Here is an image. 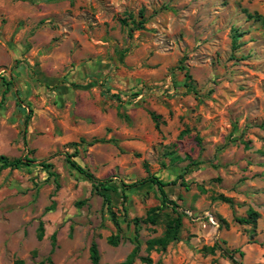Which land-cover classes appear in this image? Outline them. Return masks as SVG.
Listing matches in <instances>:
<instances>
[{"label": "rangeland", "instance_id": "rangeland-1", "mask_svg": "<svg viewBox=\"0 0 264 264\" xmlns=\"http://www.w3.org/2000/svg\"><path fill=\"white\" fill-rule=\"evenodd\" d=\"M140 13L144 29L120 23ZM248 15L264 0H0V155L35 161L0 170V264H91L92 242L119 264L125 218L152 264H264V27ZM151 175L183 217L179 240L147 253L175 214L144 222L158 191L121 188ZM250 209L255 224L237 223Z\"/></svg>", "mask_w": 264, "mask_h": 264}, {"label": "trees", "instance_id": "trees-1", "mask_svg": "<svg viewBox=\"0 0 264 264\" xmlns=\"http://www.w3.org/2000/svg\"><path fill=\"white\" fill-rule=\"evenodd\" d=\"M31 1V0H29ZM141 19L139 21H135L133 18V15H129L128 18L130 20V23H128V19H120V23L123 26H128L129 24L132 26L133 29H130V32L133 30H142L144 29V19H142V13H140ZM248 18H255V20L259 21L263 27H264V17H261L259 15H248ZM189 78V76H188ZM8 90V89H7ZM118 99V98H117ZM119 100V99H118ZM152 119L155 121V125H158V117L154 115L153 113L151 114ZM30 116L26 117V120H28ZM75 155H67L65 158V162L69 164L71 167H73L78 173L86 177L88 180H90L93 183V192L97 193L100 195L105 204L110 208L111 206V200L110 196L108 194L103 193L102 191H108L109 189L107 187H103L105 181H101L94 177L92 173L89 171L85 170L83 167H81L76 161H74L72 158H74ZM35 161L33 159H29L28 157H23V158H17V159H10L4 155H0V170L4 169H18L21 166H30ZM41 168H43L49 175L55 176L54 173H52L50 170L52 168V165L49 163H46V161H41L38 164ZM145 183H150L157 191L160 196V206L151 209L148 211L146 218L144 219V222L150 223L152 225L157 224L160 212H162L163 208H167L168 206H171L172 212L175 214L173 219H170L169 223L166 226V229L162 236L151 239L146 242V252L150 253L151 251H164L167 246L175 241L179 240V232L182 227V217L183 213H179L177 211L178 205L172 201L169 197L168 194L165 191V188L173 183H165L163 182L159 177L155 175H151L145 179L139 180L131 185H122L121 188V195L123 199L127 198V189L134 188L136 186H140ZM218 199L224 203L232 204V200L223 196L218 197ZM84 203L79 202L77 203V206H82ZM52 211V207L49 206L45 209L44 213ZM112 222L114 226L117 229L116 234L110 235L107 238V244L108 246L111 247H117L119 242H120V228L118 221L115 218V215L113 212H110ZM258 218V215L255 211L253 210H248L247 216L246 217H239L236 218V222L239 224H255L256 220ZM127 226L132 224L133 225V230H134V237H133V242H134V248L132 249L131 253L128 255V257L121 263L119 264H135V260H139L142 264H152L151 258L147 255L145 257H139V250H140V245L138 241V231H139V223L140 219L133 218L131 220H127L125 218ZM37 239L41 241L44 236V227H43V222L39 221L38 228H37ZM55 239H56V234L53 233L51 235V242H52V249L51 252L53 251L54 244H55ZM239 253V256H243L242 252L236 251ZM231 260H234L232 256H228ZM89 258L91 261V264H99L100 260V255L96 246L95 242H92L90 247H89ZM46 262L48 264H51V259L50 257L46 258ZM235 264H240L236 263L237 261H233ZM37 264H45L44 261H41Z\"/></svg>", "mask_w": 264, "mask_h": 264}, {"label": "built area", "instance_id": "built-area-1", "mask_svg": "<svg viewBox=\"0 0 264 264\" xmlns=\"http://www.w3.org/2000/svg\"><path fill=\"white\" fill-rule=\"evenodd\" d=\"M210 217V216H209ZM211 219V218H210ZM212 221V220H211Z\"/></svg>", "mask_w": 264, "mask_h": 264}]
</instances>
